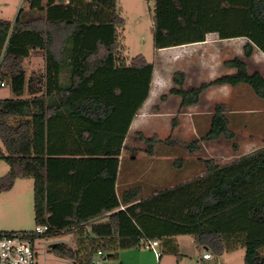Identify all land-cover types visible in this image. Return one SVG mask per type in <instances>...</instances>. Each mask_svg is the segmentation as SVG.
<instances>
[{
    "label": "trees",
    "instance_id": "trees-1",
    "mask_svg": "<svg viewBox=\"0 0 264 264\" xmlns=\"http://www.w3.org/2000/svg\"><path fill=\"white\" fill-rule=\"evenodd\" d=\"M123 25L119 0H22L14 20L0 17L1 82L16 95L0 98V158L9 165L0 193L33 179L35 223L49 226L38 238L76 231V248L51 245L73 264H91L98 250L117 257L149 240L179 261L178 235L217 255L244 247V264H264V148L225 164L207 158L203 174L148 196L141 184L120 186L131 125L155 70L143 54L127 57ZM211 32L247 39L243 56L224 62L235 71L187 87V74L177 70L161 99L177 96L188 107L213 85L241 83L264 99V74L249 67L256 49L264 53V0H155V49L201 42ZM33 50L45 53V69L27 77ZM227 111L217 103L206 133L185 146L193 152L201 141L234 140ZM137 136L151 156L160 143L175 144Z\"/></svg>",
    "mask_w": 264,
    "mask_h": 264
},
{
    "label": "rangeland",
    "instance_id": "rangeland-1",
    "mask_svg": "<svg viewBox=\"0 0 264 264\" xmlns=\"http://www.w3.org/2000/svg\"><path fill=\"white\" fill-rule=\"evenodd\" d=\"M0 1V17L14 20L22 0ZM154 5L155 0H119L121 14L124 17V25L120 29L121 41L125 46L124 52L129 59L138 54H143L149 61L155 63L150 96L133 119L130 136L127 140L128 149L123 152L122 165L124 170H122L120 177L122 188L130 184H141L143 195L151 193L154 189L181 182L189 175L202 173L203 160L207 158H215L220 162L234 159L238 155L234 145L244 138L245 132V130L244 132L240 131L234 140H228L221 136L216 140L201 141L199 149L193 152L185 146L186 142L199 139L206 133L210 121L207 114L209 111L213 113L215 105L223 99V96H220V93L206 95L201 103L188 107H181V98L177 96L170 95L164 100L161 99V95L167 93L174 85L173 73L182 70L187 74L190 68L186 59H183L185 57L181 50H168L159 53L155 49L153 39ZM170 54L173 58L174 56L176 59L179 57L182 61H178L176 64L162 65L163 58H169ZM258 54L264 60L262 52ZM224 55L231 58L235 57L234 52H227ZM188 57L189 55H186V58ZM249 65L251 70L260 68L264 72L263 64L258 66L251 61ZM24 67L27 77L42 73L45 69V53L42 50H33L24 61ZM214 72L212 71V73ZM207 74L199 80L198 85L203 80L209 81L211 74L208 71ZM1 81L2 78L0 77ZM186 86L190 87L191 85L186 81ZM239 88L244 90L242 92L245 94L243 107L258 110L263 108L264 99L260 98L250 85L241 83L237 86V89ZM233 95L234 93L229 92L224 96L230 99L234 97ZM15 96L8 83L5 86L0 85V98ZM24 96H27V91H25ZM256 124V132L261 131L259 122ZM230 128L235 130L234 125H231ZM138 132H142L146 136L157 135L162 140L171 137L175 140V144L171 147L169 144L160 143L156 147L155 154L151 156L146 153L147 145L137 136ZM8 170V163L0 158V176L7 173ZM33 186V179L24 178L15 182L12 189L0 193V230L35 229L37 225L35 223ZM60 242L76 248V231L40 238L37 242L40 264H73L72 260L60 257L51 250L52 244ZM179 242L182 253V259L179 261L176 255L170 253H164L158 261L155 253L148 249L145 243H142L141 246L120 250L118 256L110 257L106 264H120L125 259L134 264L139 261L149 264H244L246 252L244 247L225 252L222 255L213 254V259L201 262L198 259V249L192 236L180 235ZM261 252L264 253V247Z\"/></svg>",
    "mask_w": 264,
    "mask_h": 264
},
{
    "label": "crops",
    "instance_id": "crops-1",
    "mask_svg": "<svg viewBox=\"0 0 264 264\" xmlns=\"http://www.w3.org/2000/svg\"><path fill=\"white\" fill-rule=\"evenodd\" d=\"M246 41H247V39L245 37H234V38L221 39L219 37L218 33L211 32V33L207 34L206 40H204V41L162 48V49H158V52L162 53V52H165L168 50H178V49L181 50L182 55H184V57H185L183 59H186V61L189 64V68H190V70L187 71V82H189V84L191 86H193V85H198L197 83L200 82L199 80L201 78L205 77L206 75H208L207 71L209 74H211L209 76V81L212 79H215L216 77H218L222 74L234 72L235 71L234 68H229V67L225 66L224 62L226 60L230 59L231 57L225 56L224 54H226L227 52H234L235 53L234 56H243L244 44L246 43ZM229 47H230V49H229ZM259 52L261 53V51L259 49H256L253 57L250 59V62L252 61V63L254 62L258 66H259V64L262 66V64L264 65V60L258 54ZM186 55H189V57L186 58ZM262 55H264L263 52H262ZM178 61H182V60L179 57L176 59L175 56L173 58L172 54H170L169 58H163V60L161 61V64L162 65L176 64ZM203 69L205 70L204 72L202 71ZM257 70L261 71L264 74V72L260 68H258ZM212 71H215V72L212 73ZM204 81L205 80H203L202 82H204ZM238 85H236V86H232V85H228V84L213 85V86L209 87L207 90H205L202 94V99H203V97H205L206 95H213L215 93H220V96H223V99H221V101L219 100V103L223 102V103H226L228 105L227 115H228L229 120H230V126L234 125V127H235V130L234 129L233 130L236 133V136H238V133L240 131L244 132V130H245V132L243 134L244 138L241 141H238L237 143H235V145H234L235 152L238 155L234 159H230L228 161L223 160L222 162H220L217 159V162L219 164H225V163L232 162L234 160H239L242 156L254 153L257 150L264 148V106L261 110L260 109L259 110L258 109H249V108L243 107L244 106L243 104L245 101V94L242 92L244 90H241L240 88L237 89ZM229 92L234 93L233 98L228 99L227 97L224 96V95H226V93H229ZM202 99H201V101H202ZM196 105H198V104H196ZM257 113H260V114H257ZM190 114L192 115V113H190ZM211 114H212V111H209L207 114V117L210 120L209 126L211 123ZM261 117H263V118H261ZM250 118H253V119L251 120ZM258 122H259V125L261 127V131L256 132L255 126L257 125L256 123H258ZM209 126H208V128H209ZM257 139H258V141H256ZM0 145H2L1 140H0ZM205 170L206 169H205V165H204L202 173H199V174L200 175L203 174L205 172ZM199 174L189 175V176L185 177V179H183V181L190 180ZM19 180H21V179H18L16 182H18ZM183 181H181V182H183ZM172 185H174V184H172ZM154 190H156V189H154ZM151 193H149L145 196H148ZM1 230H6V229H1ZM23 230H25V229H20V230H15V231H23ZM179 236L180 235L176 236L175 239L180 246ZM190 236H192V235H190ZM192 239L194 242L193 236H192ZM38 240H37V242H38ZM196 247L198 249V259L201 262L210 261V260L202 259V255L204 252L210 251L212 254H215L210 249V247H208V246H203V247L199 248L196 245ZM228 252H230V251H228ZM39 259H40V252H39ZM181 259H182V257H181ZM120 264H134V263L129 261L128 259H125V261L124 262L121 261ZM135 264H149V263H144L142 261H139Z\"/></svg>",
    "mask_w": 264,
    "mask_h": 264
},
{
    "label": "built area",
    "instance_id": "built-area-1",
    "mask_svg": "<svg viewBox=\"0 0 264 264\" xmlns=\"http://www.w3.org/2000/svg\"><path fill=\"white\" fill-rule=\"evenodd\" d=\"M5 86L4 82L0 83ZM49 229L48 225H38L32 231H14L0 235V264H40L39 251L37 249L38 236ZM148 249L155 253L158 261L162 256L159 240L145 242ZM110 256L107 252L98 250L93 256L91 264H106ZM202 259L211 260L213 254L206 251Z\"/></svg>",
    "mask_w": 264,
    "mask_h": 264
},
{
    "label": "water",
    "instance_id": "water-1",
    "mask_svg": "<svg viewBox=\"0 0 264 264\" xmlns=\"http://www.w3.org/2000/svg\"><path fill=\"white\" fill-rule=\"evenodd\" d=\"M62 1V0H61ZM67 2H69V0H67Z\"/></svg>",
    "mask_w": 264,
    "mask_h": 264
}]
</instances>
